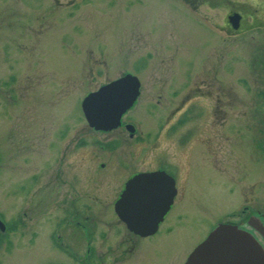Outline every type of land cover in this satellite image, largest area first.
<instances>
[{"label": "rangeland", "instance_id": "374dc122", "mask_svg": "<svg viewBox=\"0 0 264 264\" xmlns=\"http://www.w3.org/2000/svg\"><path fill=\"white\" fill-rule=\"evenodd\" d=\"M39 1L48 0H35L36 3H40ZM55 1L52 0L53 3ZM60 1L66 4L63 9H56L55 6L53 11L52 34L42 48L43 64L37 61L36 55L37 65H30V56L26 50V62L20 74H15L17 80L24 85L29 84L28 79L38 80L34 82L33 89L24 94L21 102L11 105V116L4 114L7 95L0 85V148L6 154L4 167L8 173L6 175L3 172L1 176L3 184L0 187V210L11 219L18 208L17 198L22 193L25 196L27 192V197L30 196L31 168L28 167L34 165V158L37 164L38 161L41 164L42 144L47 141L50 146L52 178L56 181L61 172L59 159L63 157L62 149L66 148L68 162L64 166V177L69 180L71 191L76 190L78 193L95 184L89 182V173L99 169L101 162H107L109 158L115 160L120 156L126 158L128 151L133 150L136 158L141 156L138 151L140 145L128 142V138L127 141L124 140L120 132L114 134L120 144L113 151H105L103 145L95 144L101 138L100 134L96 135L91 131L82 109L84 99L90 91L130 71L142 81L141 97L133 115L131 114L132 119L139 123L143 132L155 133L145 150H150L153 146H159L162 150L173 149L176 137H183L187 132L188 145L198 151L194 154L198 157L196 166L192 169L195 172L192 183L185 187L179 185V197L167 214L163 226L164 229L171 230L169 240L164 242L167 250L160 252L159 237L152 243L155 249L152 264H182L221 221H228L231 212L240 209L244 203L243 194L249 198L262 196L264 201V144L260 143L257 148L253 143L256 129L257 133L260 132L259 129L264 132L263 104L257 95V91L264 88V82L251 80L246 70L241 72L246 63L241 60L235 63L237 70L234 74L227 68L233 49L241 45L242 41L228 43L219 40L212 50L214 55L211 51L207 52L202 74L196 72L194 69L211 44V35L207 27L190 18H178L176 28L170 29L179 35L181 45L180 52L175 48L168 53L165 43H172L170 35L174 39L176 34L166 30L165 27L170 24L167 21L170 16L167 15L168 12L160 15L158 9L164 5L157 0H78L79 4L70 6H67L70 4L67 1L70 0ZM147 28L153 30L151 37ZM175 53L181 54L180 64L183 71L186 69V76L188 75L186 85L190 90L191 101L176 120L168 124L172 111L184 106L177 99H172V90L167 87L178 68L175 63L178 56ZM148 54L152 58L146 60L145 56ZM213 62L217 63L215 67L220 74L223 95L224 115L221 122L208 115L214 108L215 99L203 98L198 92L202 76L212 80L209 73ZM239 67L241 68L238 70ZM10 74L12 75L11 72L5 76L2 74L0 83L8 81ZM174 85L179 88L177 83ZM160 100V106L153 105ZM22 107L23 111H18ZM32 113L37 117V122L27 128L20 122V116L27 119L31 118ZM14 123L18 124L15 125V133L12 132ZM247 125L252 127L251 130ZM5 128L7 139L3 137ZM61 133L65 136L57 150V138L61 137ZM157 133L162 134L159 143L154 141ZM46 134L48 140L44 139ZM263 138L264 136H260L258 139ZM77 140L82 141V148H76ZM219 143H223L222 149H219ZM209 144L211 150L208 149ZM189 156V153L181 151L175 154L174 160L181 164L183 171L190 166L187 163ZM82 158L83 162H80ZM140 160L142 158L136 161ZM133 164L141 169L140 163L134 161ZM167 165L176 175L171 165ZM15 166L17 167L14 168ZM188 172L190 176V170ZM107 174L109 173L105 172V176ZM54 186L58 207L63 200L60 196L62 193L57 197L56 182ZM73 194L75 193L70 192V198Z\"/></svg>", "mask_w": 264, "mask_h": 264}, {"label": "flooded vegetation", "instance_id": "af4514ba", "mask_svg": "<svg viewBox=\"0 0 264 264\" xmlns=\"http://www.w3.org/2000/svg\"><path fill=\"white\" fill-rule=\"evenodd\" d=\"M151 1L154 2L156 0ZM157 1L162 2L161 4L164 5L158 9L160 15L168 12L167 15L170 16L167 20L170 24L165 27L166 30L169 31L172 27L175 29L178 25V18L185 17L190 18L191 21L199 25L203 24L210 32L211 44L206 48L202 60L194 69L196 72L202 74L203 60L207 56V52L211 51L212 53V50L218 45L219 40L228 43L242 41L241 45L233 49L231 62L228 63L229 67L227 68L231 70V74H234L237 70L235 63L241 60L246 62L242 66L241 72L246 70L249 78H252L251 80L264 82V0ZM67 2L70 3L67 6L79 4L78 0ZM64 4L66 3L60 0H56L54 3L52 0L40 3H36L35 0H0V77H2V74L5 76L10 72L12 73L8 81L0 83L2 85L1 88L7 95L4 114H9L11 112V105H17V102H21L24 94L31 91L34 87V82L38 80L28 79L27 83L29 84L24 85L17 80L15 74H20V70L26 62V50L30 56V65H37L35 61L36 55H38L37 61L39 60L43 64L41 60L42 48L45 47L47 38L52 34L54 25L53 11L55 6L56 9H63L65 7ZM217 19L220 21L218 22ZM152 32V29L147 28V33L150 37L153 35ZM170 33H175L176 35L173 37L174 39L170 35L172 43H165V49L168 53L173 52L175 48L179 49L180 52L181 43L178 41L179 35L172 30H170ZM212 55L214 54L212 53ZM176 56H178V61H175L178 67L176 69L177 72L167 87L168 90H172V99H177L180 105L184 106L182 109L177 107V109L172 111V114L169 116L170 119L167 121L168 124L176 120L175 118L182 113L184 107L191 101L189 97L190 90H188L189 88L186 85L188 84V75L186 76V69L183 71V67L180 64V60L182 59L181 54L177 53ZM145 58L146 60L148 58L151 59L152 56L148 54ZM216 64L213 62V68L211 73H209L212 80H207L202 76L198 92L203 98L215 99L214 108L208 112V115L217 118L218 122H221L224 115L222 106L223 95L221 94L220 74H218V68L215 67ZM127 75L139 79L140 94L137 98L138 100L129 111L122 115L120 125L117 128L108 130V132L96 131L94 128H91V131L96 135L100 134L99 137L101 138L96 140L95 144L103 145L105 151H113L119 148L120 141L114 134L120 132L124 140L127 141L126 138H128V142L132 141L140 145V150L138 151L141 153V156L136 158L137 155L133 154V150L128 151L129 155L126 158L123 157L125 161L120 156L115 160L109 158L107 162H101L99 169L92 174L89 173V178L91 179L89 182L95 184L89 185L88 188H84L83 191L78 193L76 190H74L75 192L71 191L69 180L67 181L64 177V166L66 167L68 162L66 148H63L61 151V155L63 156L59 159L61 172L57 175L56 181H54L49 162L51 160L49 157L50 146L48 141L42 144L43 159L41 160V164H39V161L37 164L34 158V165L28 167L29 169L31 168V174L29 175L31 184L30 196L27 197L29 195L27 192L25 196L22 193L23 195L21 194L17 198L18 208L15 209V215L11 219L0 210V264H152V258L155 253L152 243L156 237H159V242L161 243L159 246L160 252L167 250L165 243L167 239L169 240L171 230L170 228L164 229L163 226L167 219V214L172 210L176 199L179 197L180 186L185 187L192 183L195 173L192 169L196 166L198 157H195L194 154L195 152L198 153V151L194 150V147H190L192 145H188L189 138L186 134L187 132L183 137H176V146L173 149L164 148L162 150L159 149V146H153L150 150H145L155 133L143 132L139 123L134 118L132 119V113L137 108L142 90L140 77H137L132 72L127 71L122 73L117 79L97 87L96 90L90 91L88 95L100 91L102 87ZM174 83H177L179 88H175ZM257 95L260 98L261 104H263L262 109L264 112V88L257 91ZM32 100L34 99L32 98ZM36 101L38 102V100ZM160 104L161 100L153 105L160 106ZM18 111H23V107ZM183 117L186 120L185 116ZM20 122H23L29 128L36 124L37 117L34 113H32L31 118L27 119L21 115ZM15 125L18 124L14 123V128H12L14 131L11 129L14 133L16 131ZM247 126L251 130L252 127ZM172 127L173 124L170 129ZM6 131L7 128H5L3 135L5 139H7ZM259 131L257 133L256 129L254 135L255 142L253 141L254 147L257 148L260 143L264 144V138L262 140L258 139L260 136H264V132L261 129ZM161 135L157 133L154 141L159 143ZM64 136L65 134L61 133V137L57 138V150L60 149V141L63 140ZM47 138L48 135L46 134L44 139ZM222 144L219 143V149H222ZM77 147H83L81 140H77ZM208 147L211 150L210 144ZM179 151L190 154L187 162L190 166L185 171L180 168L181 164L174 160L176 152L178 154ZM31 153L32 151H30ZM5 156L6 154L0 148V187L3 184L1 178L3 172L8 175L4 167ZM141 158L140 162L136 161ZM94 160L91 159V161ZM134 161L140 163V170L134 166ZM80 162H83V158ZM167 164L171 165V169H174L176 175L171 172ZM216 170L219 169L217 168ZM105 172L109 174L105 176ZM153 173H157L161 178L165 173L173 179L177 195L172 207L159 223L156 231L139 234L127 227L124 219L119 215L118 204L127 189L128 183L133 178L142 174ZM54 182H56V188H58L57 197L62 193L60 196L63 199L62 203H60L61 205H58V207L56 206ZM107 182H110V184H107ZM164 183L171 184V181H160L159 184L164 185ZM70 192L75 193L71 198ZM141 194L146 195L147 192L145 190H143V193L138 192V195L141 196ZM242 197V202L244 203L240 209L231 212L229 216L230 220H224L220 223L235 225L240 231L242 230L250 234L261 245L264 251L263 197L249 198L244 194ZM145 198H149L148 202H151L150 196ZM146 206L151 216L153 212L163 208L162 205L159 207L157 204L152 206L147 203ZM188 259L187 257L182 264H186Z\"/></svg>", "mask_w": 264, "mask_h": 264}, {"label": "water", "instance_id": "95a60500", "mask_svg": "<svg viewBox=\"0 0 264 264\" xmlns=\"http://www.w3.org/2000/svg\"><path fill=\"white\" fill-rule=\"evenodd\" d=\"M139 87V79L127 75L85 97L82 109L90 127L104 132L117 128L122 115L138 100ZM168 180L171 184H159ZM143 190L147 194L138 195ZM176 195L175 183L165 173L162 178L157 173L139 175L128 183L118 204L119 215L133 232L145 234L156 231ZM149 196L151 202L145 198ZM147 203L162 205L163 208L153 212L152 217ZM186 264H264V251L250 234L222 224L189 255Z\"/></svg>", "mask_w": 264, "mask_h": 264}]
</instances>
